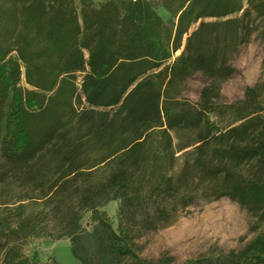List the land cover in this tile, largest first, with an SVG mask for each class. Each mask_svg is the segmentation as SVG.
Returning <instances> with one entry per match:
<instances>
[{
    "label": "trees",
    "instance_id": "trees-1",
    "mask_svg": "<svg viewBox=\"0 0 264 264\" xmlns=\"http://www.w3.org/2000/svg\"><path fill=\"white\" fill-rule=\"evenodd\" d=\"M254 34L264 36V0H0V264H44L22 253L43 237H68L79 264H167L139 256L132 232L221 197L258 230L264 83L220 102L229 58ZM196 72L206 84L192 103L177 95ZM111 199L118 230L100 210ZM185 264H264V226Z\"/></svg>",
    "mask_w": 264,
    "mask_h": 264
},
{
    "label": "rangeland",
    "instance_id": "rangeland-1",
    "mask_svg": "<svg viewBox=\"0 0 264 264\" xmlns=\"http://www.w3.org/2000/svg\"><path fill=\"white\" fill-rule=\"evenodd\" d=\"M157 9L164 20L169 18L165 10L161 7ZM179 53L180 50L175 55ZM229 62L235 70L221 85L220 102L223 103L243 98L247 86L264 83V36L257 37L254 34L247 44L241 45L239 50L229 58ZM22 83L24 84L23 81ZM205 84V76L196 72L187 78L181 86V93L177 96L192 103L198 102L201 88ZM212 120L222 128L234 121L232 117L215 118L214 116ZM65 199L63 213L70 203ZM73 202L78 203L76 200ZM119 203V199H111L100 207L115 230L119 229ZM53 204L47 208L50 225L60 215ZM91 226L90 213L85 211L81 218V227L90 230ZM254 226L255 219L244 208L227 197H221L213 200H199L168 227L146 232H137L135 229L131 234V241L135 252L143 258L154 260L164 258L167 264H185L198 257H215L222 252L238 249L262 230L264 224H259L256 231ZM59 250L64 251V259L59 257ZM22 253L25 257L44 264L53 260L68 264L75 258L72 255L68 237L56 241L48 237L32 238L23 243ZM1 258L2 250L0 249V261ZM73 264L79 263L76 260Z\"/></svg>",
    "mask_w": 264,
    "mask_h": 264
},
{
    "label": "bare ground",
    "instance_id": "bare-ground-1",
    "mask_svg": "<svg viewBox=\"0 0 264 264\" xmlns=\"http://www.w3.org/2000/svg\"><path fill=\"white\" fill-rule=\"evenodd\" d=\"M59 257H60L61 259H64V258H65V253H64V251L59 250Z\"/></svg>",
    "mask_w": 264,
    "mask_h": 264
},
{
    "label": "crops",
    "instance_id": "crops-1",
    "mask_svg": "<svg viewBox=\"0 0 264 264\" xmlns=\"http://www.w3.org/2000/svg\"><path fill=\"white\" fill-rule=\"evenodd\" d=\"M75 259V258H74ZM74 259H71L70 261H69V263L68 264H73V263H75L76 262V260H74Z\"/></svg>",
    "mask_w": 264,
    "mask_h": 264
}]
</instances>
